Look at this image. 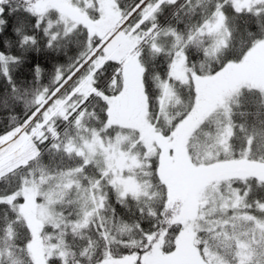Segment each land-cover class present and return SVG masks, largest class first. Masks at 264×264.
Returning <instances> with one entry per match:
<instances>
[{
	"label": "snow or ice",
	"instance_id": "snow-or-ice-1",
	"mask_svg": "<svg viewBox=\"0 0 264 264\" xmlns=\"http://www.w3.org/2000/svg\"><path fill=\"white\" fill-rule=\"evenodd\" d=\"M0 264H264V0H0Z\"/></svg>",
	"mask_w": 264,
	"mask_h": 264
}]
</instances>
